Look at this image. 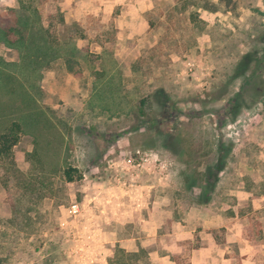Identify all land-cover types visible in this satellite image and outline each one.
<instances>
[{
  "label": "rangeland",
  "instance_id": "1",
  "mask_svg": "<svg viewBox=\"0 0 264 264\" xmlns=\"http://www.w3.org/2000/svg\"><path fill=\"white\" fill-rule=\"evenodd\" d=\"M28 17L59 51L0 159V264H222L235 226L264 264V0H0L4 61Z\"/></svg>",
  "mask_w": 264,
  "mask_h": 264
},
{
  "label": "trees",
  "instance_id": "2",
  "mask_svg": "<svg viewBox=\"0 0 264 264\" xmlns=\"http://www.w3.org/2000/svg\"><path fill=\"white\" fill-rule=\"evenodd\" d=\"M21 25L1 32L2 43L16 49L20 57L18 62L0 58V159L10 155L22 135H35L50 125L39 102L40 82L42 69L50 66L59 49L45 30L30 25L29 17ZM14 33L16 40L10 39ZM71 170L64 172L68 182L74 181Z\"/></svg>",
  "mask_w": 264,
  "mask_h": 264
},
{
  "label": "crops",
  "instance_id": "3",
  "mask_svg": "<svg viewBox=\"0 0 264 264\" xmlns=\"http://www.w3.org/2000/svg\"><path fill=\"white\" fill-rule=\"evenodd\" d=\"M229 220L231 222H235L236 225H237V222L239 221V219L237 217L230 218ZM238 230H241V229H238V226L237 227L235 226L234 235L236 236V240L232 244H229V245L225 244L224 249L222 246L220 252L216 255V258L222 259L221 260L223 262L222 264H241L243 262V260H242V257H243L242 254L243 253L241 252L242 251V249H241L242 238H240V236L238 237ZM229 231H231V229H229ZM238 240H239V243H238ZM239 253H240V255H239ZM251 254H249V257L252 258ZM254 255L255 254L253 253V257H254Z\"/></svg>",
  "mask_w": 264,
  "mask_h": 264
},
{
  "label": "built area",
  "instance_id": "4",
  "mask_svg": "<svg viewBox=\"0 0 264 264\" xmlns=\"http://www.w3.org/2000/svg\"><path fill=\"white\" fill-rule=\"evenodd\" d=\"M78 212H79V207H78V205H77V204H73V205H71V207H70V213L73 214V215H75V214H77Z\"/></svg>",
  "mask_w": 264,
  "mask_h": 264
}]
</instances>
